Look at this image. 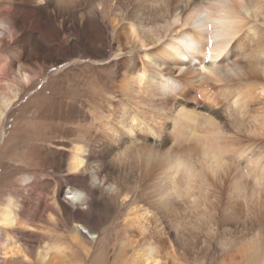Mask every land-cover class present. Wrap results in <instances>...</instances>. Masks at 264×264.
<instances>
[{"label":"bare ground","instance_id":"bare-ground-1","mask_svg":"<svg viewBox=\"0 0 264 264\" xmlns=\"http://www.w3.org/2000/svg\"><path fill=\"white\" fill-rule=\"evenodd\" d=\"M60 5L0 0V142L16 64L20 86L58 64L82 85L26 163L57 156L63 183L21 177L0 264H264V0Z\"/></svg>","mask_w":264,"mask_h":264},{"label":"rangeland","instance_id":"rangeland-1","mask_svg":"<svg viewBox=\"0 0 264 264\" xmlns=\"http://www.w3.org/2000/svg\"><path fill=\"white\" fill-rule=\"evenodd\" d=\"M4 5L7 6L8 3H4ZM6 52H4V54L2 53V56H5ZM11 55L13 56V54ZM18 67L19 65L16 64L14 68V76L9 78L12 84L7 85L4 83L2 85L5 90L7 89V87H9L10 89L18 92L17 96L19 97L15 104L5 112V117L2 121V129L5 132V138L3 142H0V205L4 204L6 202V198L8 197H13L18 200L20 196L17 192V189H22L23 185H20V179H22L25 174H36L40 179V183H44L45 185L48 182L47 187L49 189H52L51 191L54 192H56L58 185H60V183H63L65 172L64 169L56 166V160L58 159L57 156L51 154L47 159H45L47 161L43 160L44 163H41L42 166H34L30 169H26V163L30 161V151H33L36 147H38L40 150H43L44 152H54L53 145L56 144L57 140V143H59V140L61 141V139L64 137V134L62 132V127L57 126V124H51V121L59 122V119L61 118V111L63 110L62 107H65L67 102L73 103L78 100V95H76V93L78 92L76 89H79L82 86L79 83L70 82V87L74 90L72 93H69L68 88L65 84H63L65 83V79L61 78L60 64L56 65L54 68H50L49 70L45 69L44 71H41L37 79H35L33 74H31V82L28 85L20 86L18 82V72H21L22 69H19ZM49 78H53L56 84L47 86L49 80H51ZM69 79H71L70 75ZM100 87L102 88V90L104 89V82ZM86 92L87 90L85 89V93ZM99 93L102 94L101 91L98 92V94H92L91 102L94 103L97 101L98 103L100 101L98 97L100 96ZM36 95L38 98L35 97ZM35 114H40L41 117L46 120L43 123H39V126L33 125V130L38 128V131L36 129V132L35 130H32V125H30V122L33 121L36 116ZM45 131H47V135L44 134ZM49 131L50 133H48ZM41 157H44V154H41ZM16 192L18 193L17 195L15 194ZM65 192L66 189L64 190V193L62 195L63 198L61 196V199L67 197L64 196ZM28 193H31L29 189ZM19 200H21V197L19 198ZM38 223L39 221L37 222V224L35 222V225H38L40 227L41 225H39ZM59 229L61 230V228ZM82 231L87 234V232H85V230H82L81 228V232ZM42 233L44 234V232ZM46 233H49V231ZM25 239L26 238H23L20 243L22 247H27V249L24 248L25 253L33 258L34 253H36L35 248H37L36 246L38 244L36 242H33L34 240L29 243L30 240L26 239L25 241ZM50 242L53 243L54 240H50ZM26 243H29V245H26Z\"/></svg>","mask_w":264,"mask_h":264},{"label":"clouds","instance_id":"clouds-1","mask_svg":"<svg viewBox=\"0 0 264 264\" xmlns=\"http://www.w3.org/2000/svg\"><path fill=\"white\" fill-rule=\"evenodd\" d=\"M6 200L7 203L0 205V209H6L7 212L10 214L8 216V219L15 220L17 222V217L14 215V213L19 210L21 206L20 201L13 197H8L6 198ZM5 224H6V220L0 219V227H4Z\"/></svg>","mask_w":264,"mask_h":264},{"label":"snow or ice","instance_id":"snow-or-ice-1","mask_svg":"<svg viewBox=\"0 0 264 264\" xmlns=\"http://www.w3.org/2000/svg\"><path fill=\"white\" fill-rule=\"evenodd\" d=\"M60 6H65V0H61ZM176 164L179 165L181 168L185 167V164L179 160L176 161Z\"/></svg>","mask_w":264,"mask_h":264}]
</instances>
